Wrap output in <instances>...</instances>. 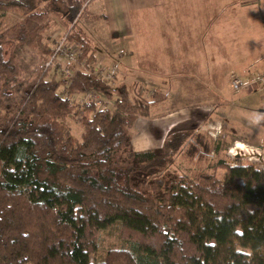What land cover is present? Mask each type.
Returning <instances> with one entry per match:
<instances>
[{
    "label": "trees",
    "instance_id": "obj_1",
    "mask_svg": "<svg viewBox=\"0 0 264 264\" xmlns=\"http://www.w3.org/2000/svg\"><path fill=\"white\" fill-rule=\"evenodd\" d=\"M86 1L60 12L54 0H0V14L20 15L0 21V264H96L91 255L107 229L129 246L108 249L98 264H264V164L224 156L221 175L194 168L205 155L196 128L136 150L130 129L166 94L113 85L91 65L66 79L48 77L45 63L25 71L15 61L19 45L48 59L45 32L58 17L80 58L94 62L74 27ZM90 88L115 107L73 101ZM179 159L190 171H179Z\"/></svg>",
    "mask_w": 264,
    "mask_h": 264
},
{
    "label": "crops",
    "instance_id": "obj_2",
    "mask_svg": "<svg viewBox=\"0 0 264 264\" xmlns=\"http://www.w3.org/2000/svg\"><path fill=\"white\" fill-rule=\"evenodd\" d=\"M82 8L89 13L87 20L79 23V16L74 27L89 53L104 63L116 61L118 78H131L139 91L149 84L155 87L152 93L166 94L148 116L140 117L159 134L190 119L179 107L169 111L180 116L166 120L171 113L162 108L172 97L210 98L201 103V113L208 116L205 106L220 92L216 82L229 83L233 72L251 77L264 69V0H87ZM246 31L258 34L241 44L239 35ZM193 116L195 112L192 124L197 126L200 115ZM142 133V140L157 146L169 134L153 142L152 133Z\"/></svg>",
    "mask_w": 264,
    "mask_h": 264
},
{
    "label": "rangeland",
    "instance_id": "obj_3",
    "mask_svg": "<svg viewBox=\"0 0 264 264\" xmlns=\"http://www.w3.org/2000/svg\"><path fill=\"white\" fill-rule=\"evenodd\" d=\"M64 1L65 2L61 0H54L52 5L54 8H57V10L61 12L65 10V8L67 7V1L66 0ZM88 14L89 13L83 11L82 8L78 13L77 19L80 16L78 22L81 23L85 17L87 20ZM18 18H20V15L17 12H8L6 14H0V21L4 25H9L15 22ZM66 28L67 27L64 26L62 22H60L58 17H53L51 23L49 24L45 32V36L48 37L47 40L52 47H54L57 40H59L63 35H65V33L67 32ZM257 34L258 32L253 33V31L252 32L246 31L243 34L239 35L240 36L239 42H241L242 44L245 40L251 41V39L256 37ZM13 56L15 61H17L20 67L25 71L31 70L33 68L40 69L42 64L44 65V63H46V61L40 58L35 53L34 50L30 49L28 46L25 45H19L16 48V50H14ZM94 56H95L94 58L97 59L96 55ZM87 59H88L87 56L86 57L84 56L80 58V61L85 60L86 62H88ZM98 60H95L94 62L90 63L93 69H94V65ZM111 62L112 61H110L109 63ZM55 68L56 67L46 69L48 71V77L52 76L53 74H56L58 78L63 77L60 70ZM79 68H81V66ZM85 72H90V69ZM236 74L238 73L236 72ZM131 80H132L131 78H129L128 80L126 79V77L125 80L122 78L119 79L117 76V79H115L112 84L118 85L120 83H125L135 93L139 90V88H141V86L139 84L133 85V81ZM189 83L195 84L196 82H189ZM202 83L205 84L207 82H202ZM216 84L219 85V91H220L218 93V98L217 97H214L213 99L211 98L212 102L205 106L207 107L206 110H209V112L211 111V114L209 115H212L214 120L216 121L218 120L219 125L221 123V133L215 139H213V137H210V139L208 140L207 136L204 135L205 133L207 134L206 132L207 130H202L200 132V128H199V125L202 124L203 121H205L209 116V115L205 116L203 113H201L202 110L201 106H204L201 105V103H204V101H207L210 98H199L196 96H193L191 98V96L190 97L186 96V98L182 99V101L180 100L178 101L174 99V97H172L170 102H167V105H165V107L162 108V111L164 113H168V112L171 113V111L169 110L178 109L179 107H185L182 110L185 114L184 116L190 119L188 121L178 123L177 126L178 125L181 126V124H183L181 127L182 129L191 128L192 131L196 128V130L193 131L194 138L195 140L198 141V143L202 148L204 147L203 150L205 152V155L202 154L200 156L198 160V165H196L194 168H198V170L204 172H215L216 174L221 175L223 174L224 169L218 167L217 164H218V160L224 156L230 159H233L235 157H240L246 163H255L258 165H263L264 156L261 157L257 154H252L251 149L261 150L262 153L264 151V111L262 110L264 109V90L250 94L245 91H234L231 89L230 84L226 81V79H224V81L216 82ZM153 88L155 87L149 84L147 86L146 84V87L145 88L143 87L144 91L142 92V94L147 96L148 98L151 97L153 93L150 90H152ZM214 92L216 94V92L218 91L214 89ZM72 99L75 103H78L81 102L83 99H85V95L84 93H79L74 95ZM194 112L196 113V116L200 115V119L201 117L203 118L201 120L199 119V123L197 122L198 123L197 126L192 124L193 122L192 113ZM178 116L180 115L171 113L167 115L166 120L170 121L171 119L177 118ZM196 116H193V118H195ZM65 123L70 126L74 135L78 136L80 134L81 126L79 124L78 117L75 116L67 117L65 119ZM213 124L216 125V122L214 121ZM154 128L156 127H154L151 123H149L147 119H141L140 117L136 119L133 127L130 129V132H131V136L135 137L134 138L136 143L135 147H137V150H146L149 148L157 147V145H155L154 143L150 144L147 139L142 140L141 136H143L142 133L143 131L146 133L150 132L153 134V136H155V141L153 142H156L158 140L161 141L162 135L165 137L169 133V131L167 132V130H164L159 134V131L154 130ZM174 129H176V127H173L172 130ZM237 143H242L247 148L248 152H243V151L242 153L236 152V150L234 149ZM205 146H208V148L206 149ZM210 152L214 153V155L213 156L210 155ZM178 168L179 171L182 170L190 171L191 167H189L186 162L179 159ZM128 246H129V242L125 240L123 237H121L116 230L107 229L101 231L100 234H98V248L94 253H92L91 260L94 263L98 264L99 258H101L108 249L128 247Z\"/></svg>",
    "mask_w": 264,
    "mask_h": 264
},
{
    "label": "built area",
    "instance_id": "obj_4",
    "mask_svg": "<svg viewBox=\"0 0 264 264\" xmlns=\"http://www.w3.org/2000/svg\"><path fill=\"white\" fill-rule=\"evenodd\" d=\"M81 52L82 47L76 42L69 40L65 34L55 43L51 55L46 60L45 67H57L64 78H72L74 76L75 69H81L82 67L83 71H88L90 69V64H88V62H86L85 60L80 61ZM96 60H98V58ZM79 65L81 66V68H79ZM93 72L103 80L113 83L114 80L117 79L119 66L116 61H112L111 63H104L101 59H99L94 65ZM229 84L231 89L234 91H245L247 93H256L259 91H263L264 70L253 77H243L239 74L233 73L230 77ZM84 95L85 99L93 101L97 110L113 109L115 107L114 100L107 98L102 93L93 88L85 91ZM214 121L216 122V125L213 124ZM199 128L200 132L202 130H207V134L205 133L204 135L207 136L208 140L210 139V137H213V139L217 138L221 133V123L219 125V121L214 120L212 115H209L207 119L199 125ZM239 153L242 152L239 150ZM251 153L257 154L261 157L264 156V151L262 153L261 150L258 149H251ZM210 155L213 156L214 153L210 152Z\"/></svg>",
    "mask_w": 264,
    "mask_h": 264
},
{
    "label": "bare ground",
    "instance_id": "obj_5",
    "mask_svg": "<svg viewBox=\"0 0 264 264\" xmlns=\"http://www.w3.org/2000/svg\"><path fill=\"white\" fill-rule=\"evenodd\" d=\"M236 152H239V150L242 152H248L247 148L242 144V143H237V145L235 146Z\"/></svg>",
    "mask_w": 264,
    "mask_h": 264
},
{
    "label": "water",
    "instance_id": "obj_6",
    "mask_svg": "<svg viewBox=\"0 0 264 264\" xmlns=\"http://www.w3.org/2000/svg\"><path fill=\"white\" fill-rule=\"evenodd\" d=\"M264 111V109H262Z\"/></svg>",
    "mask_w": 264,
    "mask_h": 264
}]
</instances>
